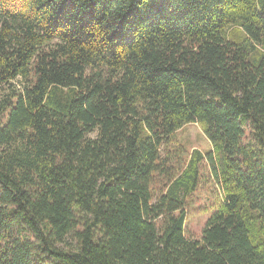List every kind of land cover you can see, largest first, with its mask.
I'll use <instances>...</instances> for the list:
<instances>
[{
  "label": "trees",
  "instance_id": "trees-1",
  "mask_svg": "<svg viewBox=\"0 0 264 264\" xmlns=\"http://www.w3.org/2000/svg\"><path fill=\"white\" fill-rule=\"evenodd\" d=\"M0 264H264V0H0Z\"/></svg>",
  "mask_w": 264,
  "mask_h": 264
},
{
  "label": "rangeland",
  "instance_id": "rangeland-1",
  "mask_svg": "<svg viewBox=\"0 0 264 264\" xmlns=\"http://www.w3.org/2000/svg\"><path fill=\"white\" fill-rule=\"evenodd\" d=\"M182 162L186 163L190 159L193 150L197 149L206 153L212 149V144L203 132L200 124H191L175 134L171 144L162 149V155L167 151H182ZM204 169V174L200 178L199 187L196 192L187 198V219L186 237L192 240H200L202 231L207 219L217 209L223 195L221 189L215 182L214 176L210 175L208 167ZM163 189V184L154 186V193L157 197Z\"/></svg>",
  "mask_w": 264,
  "mask_h": 264
}]
</instances>
